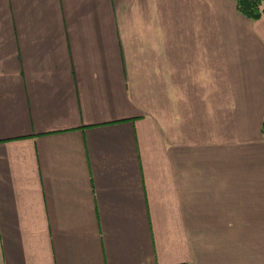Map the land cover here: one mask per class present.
Listing matches in <instances>:
<instances>
[{"label": "crops", "instance_id": "obj_1", "mask_svg": "<svg viewBox=\"0 0 264 264\" xmlns=\"http://www.w3.org/2000/svg\"><path fill=\"white\" fill-rule=\"evenodd\" d=\"M263 120L264 15L0 0V264H204L195 237H264Z\"/></svg>", "mask_w": 264, "mask_h": 264}, {"label": "rangeland", "instance_id": "obj_2", "mask_svg": "<svg viewBox=\"0 0 264 264\" xmlns=\"http://www.w3.org/2000/svg\"><path fill=\"white\" fill-rule=\"evenodd\" d=\"M233 239L237 248L236 264H264V237L216 238L195 237V252L202 263L217 264V252L221 243H230Z\"/></svg>", "mask_w": 264, "mask_h": 264}, {"label": "trees", "instance_id": "obj_3", "mask_svg": "<svg viewBox=\"0 0 264 264\" xmlns=\"http://www.w3.org/2000/svg\"><path fill=\"white\" fill-rule=\"evenodd\" d=\"M236 11L250 21H257L264 15V0H231ZM264 125V120H263ZM264 138V127L262 129Z\"/></svg>", "mask_w": 264, "mask_h": 264}]
</instances>
